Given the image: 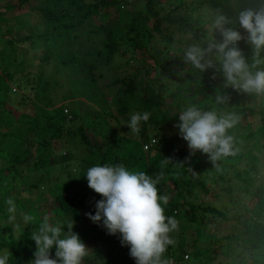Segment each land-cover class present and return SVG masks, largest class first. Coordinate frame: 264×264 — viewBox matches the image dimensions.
<instances>
[{
  "label": "trees",
  "instance_id": "obj_1",
  "mask_svg": "<svg viewBox=\"0 0 264 264\" xmlns=\"http://www.w3.org/2000/svg\"><path fill=\"white\" fill-rule=\"evenodd\" d=\"M7 1L6 7L18 10L28 7L34 0ZM145 1L142 8L136 11L118 9L115 19L108 20L109 22L105 24L96 25L88 22L89 26L84 31L74 29L77 25H82L87 17L93 14H104L100 8L113 5L115 0H95L92 3L82 0H45L43 5L36 7L44 24L43 32L37 35L45 46L44 53L39 59L47 61L55 56L57 59L55 72H59L60 69L65 72L79 73L83 77L86 76L85 78H88L92 85L101 81L102 78L105 79L104 82L108 80L106 91L99 87L94 93L99 99L105 100L109 97L108 102H113L112 110L115 111V115L110 113L109 120L112 123L107 120L108 124L103 126L95 110L89 111L84 107L82 110L84 113H80L81 111H77L76 108H71L67 117L63 112L62 103L46 108L45 105L54 103L49 97L50 81L43 77L42 70H38L33 78L35 83L32 82L28 86L31 90H35L37 99L30 100L23 93L19 94L16 102L21 109L14 116L13 110L5 106L9 103L10 95L6 81L11 80L12 75L6 70L7 60L3 56L0 69V159L5 167H0V180L8 177L10 181H15L18 177L22 178L21 172L34 168V166H41L38 158L34 156L36 154L33 155L30 151L33 144L39 143L42 147L47 146L52 150L59 148L62 124L78 120L79 125L75 129L66 130L64 137L68 139L77 137L93 148L90 153L92 157L89 160L90 164L94 162L101 165L122 164L128 170L135 172L141 171L139 162L143 161L146 166L155 157V162L147 169V174L155 178L158 172H163V178L157 184L158 195L166 194V184L171 186L168 203L167 205L162 204L165 215L174 217L178 224L180 221H185L194 223L196 226L195 236L192 238L196 246L190 250L192 264H197L196 262H199L198 264H264L263 185H256L252 195L247 196L248 199L253 200L252 204L244 210L241 221L236 222L238 230L231 236L225 237L223 241L214 237L213 231L209 230V223L202 221L198 214L199 210L210 212H216V210L209 206L199 209L200 207L194 202L185 200L194 187L202 193H208L210 190L208 178L211 176L217 180L225 178L224 168L232 167L231 161L240 158L244 159L246 166L234 172L233 177L242 183V194L248 192L257 173L258 165L257 158L252 151L259 149L264 151V142L260 145L258 143L260 135L264 133V94L257 96L256 94L238 93L231 88L225 89L221 73L215 72L214 69L200 73L186 63L183 56L177 64H174L176 60L167 54L166 47L170 44L175 47L179 41L171 32H193L195 29H193L192 19L189 15L181 13L180 2L176 4L173 1L164 14L158 15L150 7V3L154 0ZM258 3L259 0H232L236 14L240 8L255 7ZM161 4L165 3L160 2ZM2 19L0 14V20ZM150 20L151 23H149ZM162 21L166 23L164 26L166 32L163 35H161L160 28ZM154 32L161 35L164 49L158 52L162 59L158 56H151L153 61L151 69L172 64L177 66L178 71L183 69L176 88L170 92V101L165 106L163 100L166 86L163 87L157 82L155 78L157 74L150 75V70L143 64L140 68L130 67V62L134 57L147 52V41L153 37ZM93 35L102 37L93 43V49H85L82 53L68 49L78 36L87 38ZM61 37L64 39L59 43ZM7 41L12 42L11 39ZM190 43H192L191 38L186 41L183 48ZM132 52H135V55ZM85 78L78 81L76 79L75 83L70 81L69 88L73 85L77 86ZM17 87L23 90L26 84L18 83ZM218 91L229 96L226 103H216L215 97ZM68 95L75 94L72 95L69 92ZM247 98H253V100H247ZM189 104L196 105L203 110H215L218 113L231 112L238 117V122L228 130V134L233 137L232 155L222 156L213 164L207 154L199 150L191 153L187 142L180 136L179 129L176 127L179 123V112ZM27 108L30 113L26 111ZM145 111L151 115L147 122L141 124V132L138 136L133 135L119 118H123L126 123L133 112ZM87 114V123H85L83 117ZM251 114L258 116V124L251 123ZM163 127L170 132L176 128V134L163 133ZM241 130L245 132L239 133ZM151 137L155 138L154 143L144 151L145 156H142L139 151L140 145ZM34 138H37V141H33ZM240 140H250L251 144L243 149L239 146ZM130 141H132L130 145L125 143ZM33 152L36 153L37 149ZM68 155L66 152L64 155H59L57 159L67 161L70 158ZM49 162L54 163L55 158L47 163ZM217 166L221 168L218 175H209V171ZM65 174L68 176L67 172ZM84 175L81 169L77 171L75 186L82 185L80 191L64 186L52 195L55 209L61 215L59 218L62 219V215L66 216V219H63L64 222L73 220L77 224H82L81 212L86 207H90V212L95 213V208L85 200L88 192L82 189L86 179ZM35 187L36 184L22 182L19 189L31 192V189ZM10 188L11 184L0 187V210H4L2 198ZM41 198L45 199V197ZM15 204L18 205L17 202ZM95 224L100 223H93L90 226L91 234L85 240L92 242L93 251L91 256L84 257L82 264H136L129 255V246L121 244L119 233L108 234L106 228L94 232ZM39 225V220L36 217L33 218L28 223V228L16 239L11 238L10 233L4 235L0 231V255L1 251L2 254H7V264L30 263L35 251V242L31 239V232L36 231ZM174 241L176 242L175 239ZM184 252V247L176 242L174 247L168 246L166 255L171 257L172 264H179L178 259L182 258ZM223 253L228 261L218 263ZM50 254H55V246L50 250ZM214 259H217L215 263Z\"/></svg>",
  "mask_w": 264,
  "mask_h": 264
},
{
  "label": "rangeland",
  "instance_id": "obj_2",
  "mask_svg": "<svg viewBox=\"0 0 264 264\" xmlns=\"http://www.w3.org/2000/svg\"><path fill=\"white\" fill-rule=\"evenodd\" d=\"M44 1L45 0H34L32 4L28 5V7L16 10L12 7H6L5 4L8 2L7 0H0V14L3 17V19L0 20V69L3 64L2 57L5 56V59L7 60L6 70L12 75L11 80L6 81L9 87L8 90L10 95L9 103L5 106L12 109L15 116V114L21 109L16 102L19 98V94L23 93L26 97L30 98V100L37 99L35 96V90H31L28 86L29 84H32V82L35 83L33 80L34 75L38 72V70H42L44 73L43 77L49 79L50 81L48 88L49 97L54 102L53 104L45 105L46 108L55 107L62 103L64 107L63 112L68 117L69 110L71 108H76L77 111H81L80 113H84L82 110H84L83 108L85 107L88 108L89 111L95 110V112H98L100 116L99 121L103 124V126L108 124V121L112 123V121L109 120V114L111 113L115 115V111L112 110L113 102H108L109 97H106L105 100L99 99L98 95L94 93V91H96L99 87H101L103 91H106V83L108 80L104 82L105 79L102 78L101 81L99 80L97 81L98 83H95L97 85H92L89 79L85 78L86 76L83 77L79 75V73L65 72L60 69L59 72H55V65L57 64L55 56L47 61L39 59L44 53L45 46L43 45L41 38L37 37V35L43 32L44 24L36 7L43 5ZM82 1L92 3L95 0ZM173 1L176 4L180 2L182 6L180 9L181 13H184L186 16H190L192 19V25L194 26L193 29H195L193 32H171V34L179 41L175 47H173V44L166 47L167 54H170V56L173 57V60H176V63L174 64H177L181 60V56H183L185 50L183 46L189 38H191L192 43H194L202 42L209 36L213 35L210 29L214 16L217 12H221L233 20L236 17L232 0H154L150 3V7L155 10L158 15H161L167 11ZM160 2H164L165 4L160 5ZM145 3V0H115L113 5L100 8V11L103 10L104 14H93L87 17L83 21L82 25H77L74 30H86L89 26L88 22L96 25L105 24L108 20L112 21L115 19L114 17L117 15L118 9L136 11L142 8ZM149 23H151V20ZM165 24V21H162V24H160L161 35L166 32L164 29ZM239 30L244 33L243 29ZM161 35L154 32L153 37L147 41V52L142 53L138 57H134V59L130 62V67L140 68V65L143 64L150 70V75L154 76V74H157V77H155L157 82L163 87L164 85L166 86V88H164L166 90V94L163 100V105L165 106L170 101V92L176 88L183 69L178 71L176 68L177 66L174 64L162 66L157 69H151L153 64L151 56H158L162 59V57L158 55V52L163 51L164 49ZM192 35L195 36L192 37ZM215 35L217 39H220L218 33ZM100 38H102L101 35L88 36L87 38L78 36L68 49L76 50L79 53H82L85 49H93V43ZM9 39L12 40L11 43L7 41ZM63 39L64 38L61 37L59 39V43H61ZM238 47L243 51L245 57L250 56V47L243 40L238 42ZM132 54L135 55V52H132ZM140 71L143 70L140 69ZM81 78H85L83 79L84 81L79 82L77 86L73 85L69 88L70 81L75 83ZM96 79H98L97 76ZM18 83H24L26 84V87L23 90L19 89V87H17ZM69 92L72 95H75L69 96ZM247 100H253V98H247ZM27 104H29V102ZM238 105H240V103H238ZM26 111L30 113L28 108ZM251 115V123L258 124V116L255 114ZM87 118L88 114L83 117L85 123H87ZM119 118L122 119L121 123L126 125L124 124L125 122L123 118ZM246 119L248 120L247 115ZM77 125H79L78 120L68 121L62 124V136L60 138L61 146L59 148L52 150L47 148V146L42 147L39 143L33 144L30 151L33 155L36 154L34 156L38 158V162L41 166H34V168H28L25 172H21L20 176H22V178L18 177L15 181H10L8 177L0 180V187L11 184V188L2 198V207L4 210H0V231L4 235L10 233L9 236L16 239L28 228V224L25 225L23 220L24 214L30 215L33 218L36 217L40 223L43 221L45 216L49 217L50 222L52 223L67 224L68 222H71V220L64 222L66 219V216L64 215H62V219L59 218L61 215H59L55 209L54 202L52 201V195H54L59 188L64 186L80 191L82 185H78V187L75 186L77 171L81 169V171L86 174L89 167L97 165L96 162L93 164L89 163V160L92 158L90 153L93 149L90 145L80 141L77 137H73L71 139L64 137L66 130L75 129ZM175 130L176 128L170 132L166 130V127H163L162 132L173 135L174 133L176 134ZM244 132V130L239 131V133ZM263 136L264 133L260 135L258 139L259 145L264 142ZM154 139V137H151L140 145L139 151L142 156H145L144 151L154 143ZM33 141H37V138H34ZM131 142L132 141L125 143L130 145ZM250 144V140L239 141V146L243 147V149H246L250 146ZM35 149H37L36 153L33 152ZM66 152H68V156H70L67 161L57 159L59 155H64ZM252 153L255 154L257 158V173L255 174L253 182L249 186L246 194H242V183L237 180L236 177H233L234 172L239 171L243 166H246L243 161L244 159L240 158L239 160L231 161L232 167L224 168L226 172L225 178L219 180L213 176L208 178V181L210 182V190L208 193H202L201 190L194 187L185 198L187 202L192 201L194 204L198 205L200 207L199 209H201V207L209 206L216 210V212L199 210L198 214L202 221L209 223V230H212L214 237L219 238L220 241H223L225 237L231 236L238 230L236 222L241 221L244 210L248 209L253 202V200L248 199L247 196L250 197V195H252V191L256 185L260 184L264 186V151L259 149L253 150ZM53 158H55L54 163H47L49 160L52 161ZM154 162L155 157L151 159L146 166H144L143 161L139 162L141 164V171L147 173V169L150 168ZM3 166L5 167V164L0 159V167ZM220 169V166L214 167L211 171H209V175H218V171ZM66 172L68 173V176H66ZM22 182L36 184V187L32 188L31 192L20 190L19 186ZM82 189H85V191L88 192V196L85 200L95 208V202L101 199L100 195L88 187L86 179ZM170 190L171 186L166 184V194L164 193V195L168 196ZM40 196L45 197V199L43 200ZM9 197H11L14 202L18 203V205L15 204L16 212L15 219L13 220L9 219V213L7 211L8 206L5 203L6 199ZM90 209V207H86L81 212V216H83L82 224L74 222L72 229V231L77 233L79 238L89 248L88 255L86 257L91 256L93 251L92 242L89 240L85 241L88 239L92 231L90 226L93 223L85 215V213L90 212ZM195 227L194 223L180 221L177 230L170 234L171 237L185 249V252L182 254V258L180 260L178 259L179 264H192L190 260V250H193L196 246V243L192 241V238L195 236ZM103 229L105 228L102 223H100L95 224L93 230L94 232H99ZM64 230L67 231L66 225H64ZM175 243L169 246L174 247ZM184 254H186V257ZM1 255H3L2 251ZM222 255L221 261L218 263L228 261L224 258V253ZM51 256L54 257V255ZM167 257L168 255L165 253V258ZM168 259L170 260L171 257H168ZM216 260L217 259H214L213 262L215 263ZM170 261L173 262L172 259ZM196 263L198 264L199 262Z\"/></svg>",
  "mask_w": 264,
  "mask_h": 264
},
{
  "label": "clouds",
  "instance_id": "obj_3",
  "mask_svg": "<svg viewBox=\"0 0 264 264\" xmlns=\"http://www.w3.org/2000/svg\"><path fill=\"white\" fill-rule=\"evenodd\" d=\"M210 31L213 35L206 40L185 48L183 60L200 73L208 69L221 73L225 89L264 94V0H259L255 7L240 8L234 20L217 12ZM216 33L220 39L216 38ZM241 40L250 47L249 57L238 47ZM228 100L226 93L217 92V104ZM150 115L147 111L133 112L124 124L138 136L141 124L147 122ZM178 116L176 127L191 153L199 150L207 154L213 164L222 156L233 154V137L228 130L238 122L234 113H218L189 104ZM84 176L88 187L101 197L95 202V213L85 215L93 223H102L108 234L119 233L121 244L129 246V255L136 264H172L165 253L168 246L175 243L170 234L177 230L178 222L164 213L162 204L167 205L169 197L158 195L157 184L163 172L153 178L144 171L134 172L122 164L106 163L89 167ZM5 203L9 219H15L14 200L9 197ZM32 219L30 215H23L25 225ZM73 226V220L67 224L52 223L45 216L38 229L31 232L35 251L30 264H82L89 248L72 231ZM54 246L52 257L50 250ZM7 262V254L0 255V264Z\"/></svg>",
  "mask_w": 264,
  "mask_h": 264
},
{
  "label": "built area",
  "instance_id": "obj_4",
  "mask_svg": "<svg viewBox=\"0 0 264 264\" xmlns=\"http://www.w3.org/2000/svg\"><path fill=\"white\" fill-rule=\"evenodd\" d=\"M184 256L186 257V254H184Z\"/></svg>",
  "mask_w": 264,
  "mask_h": 264
}]
</instances>
